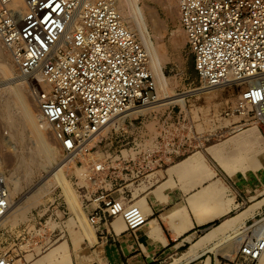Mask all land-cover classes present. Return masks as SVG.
I'll use <instances>...</instances> for the list:
<instances>
[{
  "label": "built area",
  "instance_id": "built-area-1",
  "mask_svg": "<svg viewBox=\"0 0 264 264\" xmlns=\"http://www.w3.org/2000/svg\"><path fill=\"white\" fill-rule=\"evenodd\" d=\"M177 5L200 89L241 86L235 111L250 116L264 131V0H177ZM0 41L20 76L30 82L41 122L55 126L76 147L131 107L157 101L149 53L131 21L119 12L117 0H0ZM95 171L98 177L89 179L93 192L88 194L85 186L79 190L82 210L97 233L119 216L128 231L145 226L148 216L135 204V188L170 177L167 167L152 163L146 154L110 155ZM117 171L125 174L130 188L118 186ZM155 172L156 178L149 180ZM113 193L122 196L114 198ZM10 200V189L0 177L2 237L7 230L1 221ZM69 211L58 198L50 204L45 223L46 214L38 211L35 227L50 229L47 238L41 228L36 231L35 245L57 237L62 230L53 225L64 223ZM263 254L264 236L239 248L245 263L259 262ZM23 258L22 264H33ZM15 262L0 252V264Z\"/></svg>",
  "mask_w": 264,
  "mask_h": 264
},
{
  "label": "rangeland",
  "instance_id": "rangeland-1",
  "mask_svg": "<svg viewBox=\"0 0 264 264\" xmlns=\"http://www.w3.org/2000/svg\"><path fill=\"white\" fill-rule=\"evenodd\" d=\"M139 5L145 14L170 93L185 94L199 90L202 86L194 68L193 55L186 45V36L178 21L177 0H140ZM136 33L141 39L139 32L136 31ZM12 87H19L28 108L31 112L33 111L32 114L36 116L38 123L39 112L31 95L30 82L20 76L8 50L0 41V177L6 181L10 189L12 203L16 204L14 207H19L15 214L9 215L10 217L4 220L3 228L7 230V233L4 237L0 234V252L13 256L15 264H22L23 256L33 264L35 262L59 264L62 257L66 255L73 260V264H78L79 259L85 262L88 257L90 258L88 255L90 251H85V240L80 239L83 231L74 219V213L67 199L62 195L61 189L59 187L49 188L51 191L45 195L41 194L32 207L26 203V198L32 189L43 181L48 171L52 169V165H57L66 159L76 144L66 138L55 126L40 127L55 157V162L46 163L43 156L38 153L36 142L30 132L21 131L22 126L12 122L20 116L18 106L16 107L9 94ZM242 89L241 86L229 85L204 93L191 94L187 97L184 106L172 102L139 113L143 115L137 120L127 119L138 115L130 114L118 128L109 126L80 156H77L75 161L73 160L68 169L65 168L70 186L81 202V206L84 203L80 196L79 186L88 187V194L93 192L94 188L89 179L91 176L92 178L98 177L99 174L95 171L96 164H101L110 155L118 157L124 153L141 157L146 154L152 163L159 162L168 168V165H175L199 150L206 152L207 147L226 141L254 127L249 119L250 116L235 111ZM159 96L158 88L157 99ZM6 103L10 104L9 108L5 107ZM226 112L229 115H225ZM260 130L264 136V131ZM20 134H22L21 137ZM249 155L247 154L248 158H251ZM207 160L217 171L226 175L212 157L207 156ZM124 175L117 171L118 186L121 188L130 185ZM152 178H155V175H149L148 179ZM237 178H242L243 183L240 187L232 183L233 195L240 191L239 189L243 192H250L257 185L260 186V179L264 178V169L262 167L249 169L245 176L241 171H237L234 179ZM110 179L111 175L107 181ZM112 196L117 198L122 195L113 193ZM254 196L253 198L249 196L245 198L246 200L241 199V203H245L243 208L227 217H235L250 210L249 217L245 219V226L236 228V232H243L242 230L246 229L244 234L240 235L241 239L237 237L236 240H231L230 235L234 233L226 234V249L232 251L227 259H231L233 264H264V256L259 262L245 263L239 255V248L242 244L264 236V197L257 199ZM55 198H58L61 204L65 206L67 204L70 214L65 218L61 215L64 223L53 226H59L62 232L59 234L57 231V237L47 241L50 227L37 225L35 227L33 217L38 211L46 214ZM84 213L86 215L85 210ZM48 215L49 213L43 218V223L48 220ZM107 219L112 220V218ZM220 223L221 221L211 224L204 231V235ZM39 228L42 229V234L46 233V238L35 245L33 236ZM93 230L97 237V231L94 228ZM76 238L80 240L74 241ZM218 246L215 247L216 251L222 248ZM52 252H56L57 256L49 258ZM20 258H23L22 261Z\"/></svg>",
  "mask_w": 264,
  "mask_h": 264
},
{
  "label": "crops",
  "instance_id": "crops-1",
  "mask_svg": "<svg viewBox=\"0 0 264 264\" xmlns=\"http://www.w3.org/2000/svg\"><path fill=\"white\" fill-rule=\"evenodd\" d=\"M254 129L264 138L259 128L246 129L207 147L206 152L199 150L175 165H168L170 177L167 181L151 187L144 183L135 188V203L147 214V224L136 231H128L117 218L101 226L95 241L90 242L82 234L80 239L85 240V251H90V258L87 256L84 263L170 264L179 258V264H233L227 259L232 253L226 249L227 235L212 238L237 220L239 227L245 226L243 222L250 210L227 218L243 208L245 203L242 204L241 199L253 198V195L257 199L264 197V178L254 190L243 192L239 189L233 195L232 183L240 187L243 179H234L225 169V163L250 159L247 154L251 157L262 155L257 139L253 138ZM247 136H250L251 145L244 148ZM207 156L212 157L226 175L210 165ZM243 167L240 164L239 171ZM243 170L241 172L246 175L249 169ZM152 175L156 178L157 173ZM219 221L220 224L204 235L211 224ZM217 245L222 246L218 251L215 250Z\"/></svg>",
  "mask_w": 264,
  "mask_h": 264
},
{
  "label": "bare ground",
  "instance_id": "bare-ground-1",
  "mask_svg": "<svg viewBox=\"0 0 264 264\" xmlns=\"http://www.w3.org/2000/svg\"><path fill=\"white\" fill-rule=\"evenodd\" d=\"M139 2H140V0H119V2L117 3L118 4V10L122 14L123 17H125V18H127L128 20L131 21L133 29L135 31L139 32L141 40L143 41V43H144V45H145V47H146V49H147V51L149 53L150 68H151V72H152L153 78H154L155 83H156L157 95H158V88L160 90L159 98L157 99V101H155L153 103H150L148 105H145V106L131 107L126 112L118 115L113 120H111L106 126H104L101 129V131L95 133L89 140L85 141L84 143L80 144L75 149H73L66 156V159L62 160L57 165H52L53 167H51L52 168L51 170L49 169L50 171H48L47 176H45L43 181L37 187L32 189L31 193L26 198V203L28 204V206L32 207V205H35L36 202L39 200V198L41 197V194L45 195L49 191H51V190H49V188L59 187L61 189V191H62V195L67 199V201H68V203L70 205V208H71V210L74 213V219H76V221L79 223V225L81 226V229L83 231L84 236L90 242L96 240L95 231L93 230V227L90 225V223L88 221V218H86V215H85V213L82 210L81 202L79 201L77 195L74 193L73 189L70 186V183L68 181L65 168L68 169V167L71 165L73 160L75 161V157L76 156H80L81 153L93 141H95L101 135L102 132L107 130L109 126H114V127L118 128L120 125H122L124 123L126 117L129 116L130 114H133V113L139 114V113H142L144 111H148V110H151L153 108H156L157 106H162V105L169 104V103H172V102L173 103H180V104H182L184 106V104L186 102V99H187V97L189 95L204 93L206 91L211 90V89H208V88H203V89H199V90H196V91H191V93L189 92V93H185V94H174V93L172 94V93H170V91L168 89V81H167V79H166V77L164 75L161 60L159 58L158 52H157V50L155 48V45L153 43L151 33H150L149 29H148V24L146 22L145 14L143 12L142 7H140V5H139ZM37 78H38L39 82L43 81L41 76H38ZM9 94L11 96V99H12L13 103L16 105V107L18 106L19 111H20L19 118L17 120H13V121L11 120V121L13 123L20 124L22 126V130L21 131L28 130L30 132V134L34 138V141L36 142V147H37L38 153L43 156V158L46 161V163L52 164L53 161L55 160L54 154L49 149V147H48V145H47V143L45 141V138H44V135H43V130L40 129V127L45 128L46 126H48V124H45V123L41 122L40 116L38 118L39 121L37 123V118H36V116H34L32 114L33 111L31 112L30 109L28 108V106L26 104L27 102H25V99H24V97L22 95V92L19 89V87H14V88L12 87V89H10V91H9ZM5 107L9 108L10 104L6 103ZM254 127L258 128L257 126H254ZM261 135L262 134H260L257 130L254 129L253 138H254V140L257 139V141L259 143V150H262V155H259L258 157H251L250 159H246V160L244 158H240L239 162L238 161H232V162H229V163H225V169L227 170V172L232 177H234V178L236 177V172L240 170V169H238V166L240 164H241V166H244L243 169L244 168L257 169V168H260V167L264 168V138ZM21 136H22V134H20V137ZM250 145H251L250 136H247V140H246V143L244 144V148H247ZM90 174H91V171H90ZM90 174H89V177H90ZM243 175H245V174H243ZM86 176L88 177V174ZM18 188H19V186H18ZM10 204H11V207L8 210L7 214L3 217L2 221H1L2 224H4V220L9 215L15 214V212H17L19 210V207H17V208L14 207L16 204L12 203V199L10 200ZM17 205H18V203H17ZM136 205H138V204H136ZM25 207H27V206H25ZM144 213H145V211H144ZM118 219L122 220V222L124 223V226H125V228L127 230V226H126V224L124 222V219L122 217H120V216L118 217ZM243 223H245V222H243ZM239 225H240L239 221H236V222L232 223L225 230L218 232L217 235L214 238H212V239L219 238L222 235H225V234H227L229 232L234 233L233 235H230V239L231 240L232 239L236 240L237 237H239V239H241L240 235L244 234L243 232L246 229H243L242 230L243 232H236L237 231L236 228L239 227ZM189 253H190V251H189ZM186 255H188V254H186ZM56 256H57V253L56 252H52L50 254L49 258H54ZM263 256H264V254H263ZM263 256L261 257V259L263 258ZM181 258H183V257L181 256ZM180 261L181 260H179V258H175L172 261V263H170V264H179ZM53 262H55V261H53ZM34 264H41V263L35 262ZM59 264H73V262H72L71 258L68 255H66V256L62 257V259H61ZM78 264H84V262H82V260L80 261V259H79Z\"/></svg>",
  "mask_w": 264,
  "mask_h": 264
}]
</instances>
